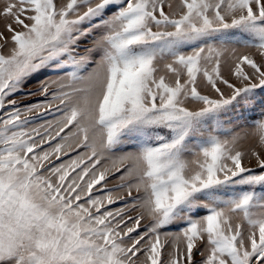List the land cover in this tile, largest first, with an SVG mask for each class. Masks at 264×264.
<instances>
[{
  "label": "snow or ice",
  "instance_id": "obj_1",
  "mask_svg": "<svg viewBox=\"0 0 264 264\" xmlns=\"http://www.w3.org/2000/svg\"><path fill=\"white\" fill-rule=\"evenodd\" d=\"M0 264H264V0H0Z\"/></svg>",
  "mask_w": 264,
  "mask_h": 264
},
{
  "label": "rangeland",
  "instance_id": "obj_2",
  "mask_svg": "<svg viewBox=\"0 0 264 264\" xmlns=\"http://www.w3.org/2000/svg\"><path fill=\"white\" fill-rule=\"evenodd\" d=\"M114 183H115V181H110L109 186H112V184H114Z\"/></svg>",
  "mask_w": 264,
  "mask_h": 264
}]
</instances>
